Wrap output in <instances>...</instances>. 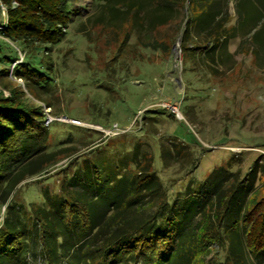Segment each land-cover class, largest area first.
I'll return each mask as SVG.
<instances>
[{
	"label": "rangeland",
	"instance_id": "374dc122",
	"mask_svg": "<svg viewBox=\"0 0 264 264\" xmlns=\"http://www.w3.org/2000/svg\"><path fill=\"white\" fill-rule=\"evenodd\" d=\"M133 1H140L152 16L153 0ZM188 1L178 3L170 21L156 27L150 25L153 16L148 23L142 18L144 11L138 10L123 11L121 21L99 24L96 20L108 2L70 0L73 13L66 35L49 45L51 71L46 90H32L36 96L12 75L13 65L26 60L28 50L21 52L19 44L0 37L1 50L18 56L14 63L0 61V68L10 66L11 84H19L28 99L43 110L49 108L53 117L84 123L56 119L46 125L47 149L69 150L46 170L22 180L10 198L25 206H46L44 190L58 193L63 180L77 179L75 171L85 174V164L110 189L126 172L151 159V171L181 220L182 239L187 238L192 252L199 255L195 264H264V250L252 253L227 237L245 205L264 197V57H254L255 30L248 34L249 26L264 24V17L259 19L264 16V0H216L219 18L230 16L227 28L236 27L225 49L214 37L207 42L208 30L186 31L188 10H192L187 9ZM236 3L248 10L242 20ZM242 38H247L243 47ZM195 44L199 50L192 47ZM0 91L9 95L1 85ZM115 124L117 130L104 131ZM72 188L84 187L77 183ZM233 188L237 191L229 219L219 227L221 239L201 252L195 231L203 217L196 215V206L202 207L206 200L211 205L214 196L215 211ZM213 210L207 217L211 223ZM186 243L178 246L176 254ZM176 254L162 264H183ZM36 259L44 264L40 254Z\"/></svg>",
	"mask_w": 264,
	"mask_h": 264
},
{
	"label": "trees",
	"instance_id": "16d2710c",
	"mask_svg": "<svg viewBox=\"0 0 264 264\" xmlns=\"http://www.w3.org/2000/svg\"><path fill=\"white\" fill-rule=\"evenodd\" d=\"M104 1L108 6L103 7L96 20L99 24L110 19L121 21L123 11H144L140 1ZM185 1L153 0V21L146 11L142 18L156 27L167 24L172 10ZM198 1H188L187 9L192 10H188L186 31L193 27L196 32L208 30L207 42L214 37L221 49H225L231 34L236 33V27L226 26L230 16L219 18L221 13L216 0H209L203 6H198ZM235 7L242 20L248 10L240 3ZM3 10L5 16L2 17ZM72 13L70 0H0V37L14 41L22 47L21 52L28 50L30 55L13 65L12 75L21 78L34 96L33 91L46 90L52 65L49 45L64 39ZM261 13L264 15L263 10ZM253 30L254 57H264V24L249 26L248 34ZM245 40L247 38H242L240 42L242 47ZM187 45L185 43L183 48ZM192 47L200 49L196 44ZM0 53L4 64L14 63L18 58L1 47ZM9 72L10 66L0 68V85L9 90V95L0 91V210L4 207L3 213L0 211L4 214L0 224V264H37L38 254L44 264H162L165 259H172L184 240L186 247L179 249L181 254L176 256L183 264H195L199 255L192 252L187 238L182 239L181 220L178 221V213L172 210L173 205L167 201L160 181L151 171V159L136 170L126 172L110 189L102 186L99 176L85 164V174L81 169V173L74 172L82 181L77 175V179L63 180L58 193L44 190L46 206L35 203L25 206L10 198L22 180L46 170L69 149H47L44 110L26 97L19 84H11ZM248 176L251 178V174ZM77 183L83 184V190L72 188V184ZM233 189L215 211L214 196L211 205L207 204L211 201L206 200L202 207L196 206V215L203 217L200 229L195 231L203 250L198 251H206L213 241L221 239L219 227L229 219L230 203L237 191ZM212 210L215 219L211 223L207 219ZM235 223V229L227 236L230 243H243L252 253L264 250V197L249 207L245 205Z\"/></svg>",
	"mask_w": 264,
	"mask_h": 264
},
{
	"label": "built area",
	"instance_id": "2783aa9c",
	"mask_svg": "<svg viewBox=\"0 0 264 264\" xmlns=\"http://www.w3.org/2000/svg\"><path fill=\"white\" fill-rule=\"evenodd\" d=\"M173 107V109H175V110H177V107L176 106H172ZM44 117H45V125H50L54 120H68V121H70L71 123H73V124H77V125H82V124H84L82 121H80V120H78V119H74V118H63V117H60V118H57V117H53L52 115H51V113H50V109L49 108H47V107H44ZM114 129H118V126H117V124H115V125H113V127H112V129H110V130H104V131H108V132H110V131H112V130H114Z\"/></svg>",
	"mask_w": 264,
	"mask_h": 264
}]
</instances>
